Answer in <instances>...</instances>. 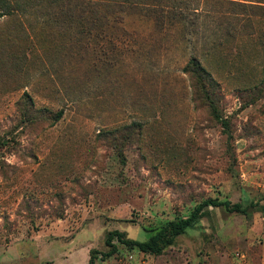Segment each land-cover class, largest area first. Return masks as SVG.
I'll list each match as a JSON object with an SVG mask.
<instances>
[{
	"label": "rangeland",
	"instance_id": "1",
	"mask_svg": "<svg viewBox=\"0 0 264 264\" xmlns=\"http://www.w3.org/2000/svg\"><path fill=\"white\" fill-rule=\"evenodd\" d=\"M149 2L177 13L130 8L95 53L33 2L0 19V264H264V0ZM210 198L254 206L207 207L161 255L102 256L109 231L145 241Z\"/></svg>",
	"mask_w": 264,
	"mask_h": 264
},
{
	"label": "trees",
	"instance_id": "2",
	"mask_svg": "<svg viewBox=\"0 0 264 264\" xmlns=\"http://www.w3.org/2000/svg\"><path fill=\"white\" fill-rule=\"evenodd\" d=\"M2 0L0 7V19L13 12L24 11L25 7L30 6V2L43 7V16L41 21L45 24L55 23L65 26L68 30L76 26L75 40L81 50L95 53L97 45L93 44L94 39L107 38L109 36L108 28L112 24L117 27L124 23L125 14L129 13L130 8L148 7L152 11V19H158L157 11L166 12L169 14L177 13L173 6H159V3H146L147 0ZM145 4L146 6H144ZM32 6V5H31ZM161 9H159V8ZM42 10V9H41ZM160 17V16H159ZM72 26V27H71ZM120 27V26H119ZM110 34L113 38L120 39L126 35L124 27L116 29ZM124 33V34H123ZM67 33L66 35H68ZM183 72L189 77L191 88L194 94V101L205 100L206 105L214 107L215 90L219 89L217 82L210 71L202 66L201 60L193 55L183 67ZM62 110H59L55 115L53 122L57 121L62 116ZM52 118V116H51ZM209 206L223 207L229 212H241L249 214V210L254 206L253 202L243 206L240 202H231L230 200H218L210 198L199 203L192 212L186 217L176 218L165 222L157 229L150 231L153 234L145 241L126 237L125 233L115 229L109 231L106 237V244L110 246L108 252H104L102 256L109 257L117 251V245L113 242L117 239L128 247H138L140 251L151 255H161L165 249L172 245L175 239L186 232L190 227L195 226L205 215L206 208ZM96 249L90 251V257L87 264H96L97 254ZM49 264V263H47Z\"/></svg>",
	"mask_w": 264,
	"mask_h": 264
}]
</instances>
